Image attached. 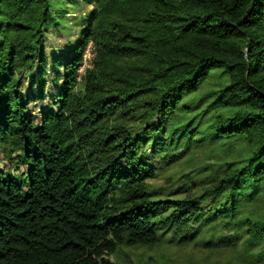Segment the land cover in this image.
Wrapping results in <instances>:
<instances>
[{
  "label": "trees",
  "instance_id": "trees-1",
  "mask_svg": "<svg viewBox=\"0 0 264 264\" xmlns=\"http://www.w3.org/2000/svg\"><path fill=\"white\" fill-rule=\"evenodd\" d=\"M90 3L35 112L31 101L49 99L54 2L0 0V264H115L120 248L168 234L209 250L241 244L248 264H264V212L250 207L264 202V0ZM214 75L225 83L197 95ZM180 111L190 118L170 133ZM226 140L241 151L197 172L198 196L152 188L187 154L160 157L169 146ZM210 226L230 229L203 239Z\"/></svg>",
  "mask_w": 264,
  "mask_h": 264
},
{
  "label": "rangeland",
  "instance_id": "rangeland-1",
  "mask_svg": "<svg viewBox=\"0 0 264 264\" xmlns=\"http://www.w3.org/2000/svg\"><path fill=\"white\" fill-rule=\"evenodd\" d=\"M54 13L53 18L47 24V31L42 40V46L48 60V95L49 99L44 103L41 101H31L30 108L32 111H37L39 108L47 107L51 101L52 88L54 79L57 75L52 59H59L63 62L64 57H68L72 51L73 45L76 43L79 34L86 25L85 21L94 10V3L91 0H80L74 4L72 0H53ZM94 58L93 44H89L84 55L83 63L79 71V81L85 71L91 67V62ZM23 90H27L30 86L26 82ZM224 79H218L216 75L206 80L200 87L197 95H202L211 88H216L220 84H224ZM38 114V112H37ZM190 117L180 111L170 121V133H173L176 128L187 122ZM169 138V137H168ZM187 150L184 158L171 165H162L159 171L158 178L150 183L153 189H158L160 192L165 191L166 196L169 193H174L178 197L198 196L201 192V187H195L188 190L196 183L199 175L198 171L202 167L209 164H215L219 160L236 157L241 148L232 140H226L221 145L209 147H190L186 142L176 146H169L167 153H163L160 157L176 156ZM159 160V158H153ZM2 166L8 168L9 163H4ZM207 176V175H206ZM204 179V178H203ZM202 180V179H201ZM200 181V180H199ZM198 181V182H199ZM190 185V186H189ZM188 190L187 193H181ZM180 194V195H179ZM257 212H264V202L253 203L250 205ZM198 223H191L190 228L194 230ZM188 228V227H187ZM186 229V232H190ZM230 227H208L205 232L201 233V237L208 238L209 236L227 234ZM243 245H239L237 250L223 248L220 250H209L203 246L202 242H192L189 244H180L177 239L172 237V234L166 235L164 240L155 247H122L113 257L115 264H248L244 258Z\"/></svg>",
  "mask_w": 264,
  "mask_h": 264
}]
</instances>
